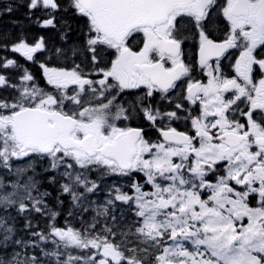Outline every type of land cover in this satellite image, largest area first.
Returning a JSON list of instances; mask_svg holds the SVG:
<instances>
[{
	"label": "snow or ice",
	"instance_id": "snow-or-ice-1",
	"mask_svg": "<svg viewBox=\"0 0 264 264\" xmlns=\"http://www.w3.org/2000/svg\"><path fill=\"white\" fill-rule=\"evenodd\" d=\"M40 6L60 8L57 0H29L30 10ZM69 6L86 19V46L101 78H88L79 65L71 70L42 66L54 89L46 92L26 70L20 86L0 74V88L18 92L0 99V164L8 169L14 160L47 159L52 169H64L69 182L62 189L74 201L83 195H77L76 186L84 185L86 192L98 187L86 176L93 169L120 176L143 173L150 190L139 183L132 185L131 195L113 188L111 199L81 229L53 223L50 233L32 235L58 238L53 240L57 249L87 250L66 259L57 250L50 254L57 264H264V53L257 55L264 48V0H69ZM213 9L227 23L222 40L203 26ZM185 18L197 29L198 64L208 70L206 83L189 79L186 84V99L200 106L198 115L185 117L194 134L162 124L180 118L182 103L170 112L146 106L142 99L128 109L115 103L126 90L145 89V97L169 94L190 76L193 67L184 62L177 27ZM53 23V18L44 21ZM137 34L143 39L134 47ZM44 47L43 38L34 45L22 39L12 50L34 60ZM104 49L111 50V59L99 67L97 52ZM231 49L239 56L229 77L221 59ZM13 65L22 69L14 60L0 68ZM70 85L76 86L71 95ZM130 112L154 127L160 121L159 138L146 139L142 128L116 123L130 119ZM221 163L225 174L210 182L209 173L215 175ZM7 187L0 185V204L14 205L20 185L13 184L12 191ZM23 187L19 211L46 212L42 197L31 195L36 188L31 177ZM201 190L210 195L202 198ZM253 193L259 196L256 207L248 202ZM116 201L134 205L133 221L117 218ZM56 215L50 213L49 219ZM97 217L104 218V227L98 228ZM4 231L0 247L7 246L12 229ZM19 256L14 253L7 261L0 256V264H40L35 256Z\"/></svg>",
	"mask_w": 264,
	"mask_h": 264
},
{
	"label": "trees",
	"instance_id": "trees-1",
	"mask_svg": "<svg viewBox=\"0 0 264 264\" xmlns=\"http://www.w3.org/2000/svg\"><path fill=\"white\" fill-rule=\"evenodd\" d=\"M57 2L60 4L59 10L44 9L42 6L30 10L28 7L29 0H0V64L5 63L7 60H14L22 66V69L16 68L15 65L9 66L8 69L0 68V74L10 78V83H18L19 79L25 74V70L27 74L34 77L36 86H39L43 80L40 56L35 54L34 60H27L21 53H16L12 50L13 46L20 40L23 39L26 42L33 43L44 34L47 36L46 39H48L50 49L56 52L55 44L58 41L54 39L59 38V35H62L63 39H70L73 34L82 35L84 26L86 27L85 19L73 11L69 6V0H57ZM8 8H11L12 11H6ZM49 18H53L54 23L47 26L44 21ZM78 43L76 41L66 47L69 56L71 49H74V45ZM10 95H18V92L0 88V99ZM33 163L36 176L40 180V187L43 189V193H46V195L42 196V199L48 205V209L46 212L41 213L32 210L20 212L16 206L0 210L3 221V223H0V241L3 240L5 235V226L12 229L8 233L7 246L0 247V256L6 261L11 260L14 253H20L18 259H27L35 256L40 264H57L58 258L50 255L57 250L62 253V259H66L69 253L73 256L83 255L87 250L64 249L62 245L57 249L53 241L39 242V238L33 236L32 233L48 234L50 233L49 226L53 223L59 227L71 226L75 229H81L85 224L92 222V218L96 216L99 206L111 199L113 188L139 182L145 185L146 189H150V186L146 185V178L143 173L136 172L128 176L115 174L105 177L103 174L94 171L88 180L94 181L98 187L92 192H86L84 185L77 187L75 190L77 195L82 193L83 197L74 201L70 193L63 191L64 180L56 175L55 171L50 170L51 167L47 159L35 158ZM6 170L0 164V174H4ZM223 171V165L220 164L215 175ZM208 178L214 179V175L210 173ZM88 187H91L90 183ZM90 199L93 200L91 204H86ZM114 209L117 218L123 217L125 223L134 220L132 206L129 204L116 201ZM52 212L57 213L55 220L49 219V215ZM97 219L100 221L98 228L104 227V218L97 217ZM55 239L58 240V238ZM16 240L24 241L28 246L15 244L14 241ZM116 240L119 242L118 237ZM149 252L152 253V250L149 249ZM45 253H49V255H45ZM145 258L147 259L148 257L146 256Z\"/></svg>",
	"mask_w": 264,
	"mask_h": 264
},
{
	"label": "flooded vegetation",
	"instance_id": "flooded-vegetation-1",
	"mask_svg": "<svg viewBox=\"0 0 264 264\" xmlns=\"http://www.w3.org/2000/svg\"><path fill=\"white\" fill-rule=\"evenodd\" d=\"M224 0H217V4H223ZM76 13V12H75ZM77 14V13H76ZM78 15V14H77ZM80 16V15H79ZM85 19V18H84ZM86 22V19H85ZM203 26L206 31L210 32L213 38L223 39L224 33L227 28V23L224 20L222 14L219 9H213L208 16V18L203 22ZM179 29V34L181 38L184 39L182 44L183 58L186 64H189L193 67V71L190 73V76L183 78V84L176 89L170 90L169 94H163L159 92H155L151 97H145L144 92L145 89L138 90H126L122 95H120L115 103L117 106L123 105L126 109L130 107V105L136 104L139 106V100L142 99L143 103L149 107L159 108L162 112H170L174 111L176 104H183V109L178 112L179 119L175 121H170L168 119H163V126H171L177 128L178 131H189V134H194L191 129L190 120H186V116H196L200 112L199 104L193 105L190 101L186 99V84L189 79L193 81H201L207 82V69H201L198 64V35L197 29L193 26L191 20L189 18H185L180 21L177 25ZM87 27L84 26L82 35L73 34V36L68 39L59 35L54 40L56 42V52H53L48 44V39L46 35H42L45 47L39 50V56H53L54 59L58 60V63H55V67L60 69L71 70L74 66L79 65L80 69L85 74H90L88 78L93 80H99L101 77L96 75V65L92 61V54L90 50L86 46V38H87ZM56 37V36H55ZM142 34H137L132 44L133 46H139L142 41ZM78 41V44L74 45V49H71L70 56L66 47L69 44H73ZM77 46V47H76ZM261 53H264V48H260L257 50V55L259 56ZM239 56V50L231 49L227 53V58L221 59V68L225 75L231 77L235 75L234 68L232 65L235 63V59ZM97 58L100 61L99 67H104V61L111 59V50L104 49L98 50ZM43 63H48L47 59L42 57ZM215 61L213 60V64ZM170 66V65H168ZM181 82H178L180 84ZM76 86H69V95L72 94L71 90ZM243 108L244 105H241ZM115 111V109H113ZM238 119H241L243 122V118L237 116ZM119 126L125 127H135L142 128L144 130L145 138L150 139L152 141H156L159 138L158 127H160L161 122L158 121L157 125L154 127L150 122H148L143 115H138L136 112H130V119L121 120L116 122Z\"/></svg>",
	"mask_w": 264,
	"mask_h": 264
},
{
	"label": "rangeland",
	"instance_id": "rangeland-1",
	"mask_svg": "<svg viewBox=\"0 0 264 264\" xmlns=\"http://www.w3.org/2000/svg\"><path fill=\"white\" fill-rule=\"evenodd\" d=\"M34 159L35 158H33L32 160H22V161H15L14 160L12 162L11 168H8L5 171L4 174H0V185L8 186L7 187L8 191H12L13 190L12 187H11L13 184L20 185V187H18L16 189L17 196L14 198V199H16L17 202L14 205H10V206H5L3 204H0V210L1 209H8L11 206H16V207L19 208V201H20V199L24 198V196H25V189H24L23 185L28 182L30 177L32 178V180L35 182V185H36V188L31 191V195L34 196V197L44 196L45 193H43V191H42L43 189H41V187H40V180L37 178L36 173H35V167H34V163H33ZM29 164L31 165V167L28 166ZM1 167L4 168L3 164H1ZM18 168L24 169V171L18 173L17 172ZM55 170H56L57 174L62 178V180H64V184L69 182L68 179L66 177H64V175H63V173H64V169L63 168H59V169H55ZM94 170L95 169H93L92 171H94ZM80 171H82V170H80ZM92 171L86 173L87 179L91 175ZM96 171L98 173H101L98 170H96ZM101 174H103V173H101ZM224 174H225V171H224V173L222 175H224ZM103 175L105 177H109V176L114 175V174L108 173V174H103ZM218 176H220V175H218ZM216 177L217 176L215 175V178ZM207 179H208V177H207ZM208 180L210 182H215V179L214 180L208 179ZM135 183H139V182H135ZM133 184H128V185H125V186H121V187H119V189L122 192H124L125 194L131 195V194L134 193V189L132 187ZM139 184H141V183H139ZM81 185L76 186L74 190H76V188L81 186ZM237 187H238V190H241V188H242V186H237ZM144 190L148 191L145 188H144ZM201 195H202V198H206L207 195H210V192L208 190H201ZM81 197H83V196H81ZM253 197H254L255 204L251 203V200H253ZM92 201L93 200L90 199V200L87 201L88 203H86V204H91ZM25 202L27 203V201H25ZM248 202H249V205L252 206V207L258 206V202H259L258 194H256V193L251 194L249 196V198H248ZM133 207H134V205H132V209H133ZM0 220H2L1 215H0ZM244 223H247L246 219H245ZM53 240H56V239L51 237V236H49L47 240H40L39 239V242H42V241H53ZM168 243H171V241H168ZM62 247H63V245H62Z\"/></svg>",
	"mask_w": 264,
	"mask_h": 264
}]
</instances>
